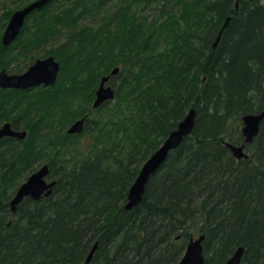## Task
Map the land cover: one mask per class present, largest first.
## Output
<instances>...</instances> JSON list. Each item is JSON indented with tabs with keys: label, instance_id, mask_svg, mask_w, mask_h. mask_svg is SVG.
<instances>
[{
	"label": "trees",
	"instance_id": "trees-1",
	"mask_svg": "<svg viewBox=\"0 0 264 264\" xmlns=\"http://www.w3.org/2000/svg\"><path fill=\"white\" fill-rule=\"evenodd\" d=\"M30 1L4 8L2 27ZM237 1L51 0L11 45L1 28L0 70L40 55L61 69L52 86L0 88V126L28 132L0 140V264H81L95 243L90 264H178L203 233L204 264L240 246L242 264H264V121L249 158L224 143H243L242 117L264 108V0ZM116 67L115 98L93 108ZM192 107L193 133L127 210L141 166ZM83 116V132L68 133ZM42 163L52 194L12 211Z\"/></svg>",
	"mask_w": 264,
	"mask_h": 264
},
{
	"label": "water",
	"instance_id": "water-1",
	"mask_svg": "<svg viewBox=\"0 0 264 264\" xmlns=\"http://www.w3.org/2000/svg\"><path fill=\"white\" fill-rule=\"evenodd\" d=\"M50 1L51 0H33L29 4L14 11L2 36V44L4 46L10 45L20 34L28 15L35 10L41 9ZM238 6L239 0L236 2L237 9ZM231 19L232 16H229L226 19L222 29L219 32V36L214 43V47L219 44L222 32L227 27ZM60 69L61 62L53 55L37 59L32 65L29 66L27 70L21 74H9L7 73L6 69H2L0 71V87L30 89L38 86H52L57 82ZM118 71L119 67H116L111 71L110 74L104 75L102 77L96 90L93 108H97L104 102L115 98L116 91L115 88L110 84V79L111 76L117 74ZM196 116L197 110L195 107H192L186 116L178 122L177 126L171 130L161 145L143 163L135 181L129 189L127 202L125 203V208L127 210L133 209L142 202L150 178L167 161L170 153L182 144L185 137L193 133L196 123ZM85 119V116L77 119L71 124L67 132L70 134L83 132L85 127ZM242 121V135L244 137V142L240 144H234L228 140L224 141V143L230 148L232 154L237 159L249 158L250 155L247 151V145L252 144L260 133L261 125L264 121V108L258 112L246 113L242 117ZM27 135V130H16L9 121L5 122L0 127V140L3 137H16L19 139H25ZM49 173V164L45 163L41 165L36 171L31 173L27 179L20 184L10 201L12 211L15 212L18 205L21 204L27 197H30L34 200H39L43 196H49L52 194L57 181L55 179H49ZM205 239L206 235L204 233L198 237H192L185 248L179 264H204ZM97 246L98 244L95 243L94 247L90 250L89 254L81 264L91 263ZM244 253L245 247H238L235 252L226 260L225 264H242Z\"/></svg>",
	"mask_w": 264,
	"mask_h": 264
},
{
	"label": "rangeland",
	"instance_id": "rangeland-1",
	"mask_svg": "<svg viewBox=\"0 0 264 264\" xmlns=\"http://www.w3.org/2000/svg\"><path fill=\"white\" fill-rule=\"evenodd\" d=\"M31 2V1H30ZM20 2H19V0H0V16H1V13L3 12V10H4V8H6V7H14L16 4L18 5ZM15 4V5H14ZM2 22H3V20H0V31H1V28H2V32L4 31V29H5V27H2ZM1 41H2V38H1ZM47 57V56H46ZM39 58H45V56L44 57H42L41 55L40 56H38L35 60H34V62L37 60V59H39ZM34 62H32L31 63V61H30V63L28 62L27 63V66H25V69H23V71H25L30 65H32ZM14 65V64H13ZM1 71V70H0ZM7 71V70H6ZM23 71H21V73L23 72ZM8 73H16L14 70H9V71H7ZM177 75H178V73H177ZM248 151V150H247ZM249 152V151H248ZM43 164V163H42ZM41 164V165H42ZM40 167V166H39Z\"/></svg>",
	"mask_w": 264,
	"mask_h": 264
},
{
	"label": "flooded vegetation",
	"instance_id": "flooded-vegetation-1",
	"mask_svg": "<svg viewBox=\"0 0 264 264\" xmlns=\"http://www.w3.org/2000/svg\"><path fill=\"white\" fill-rule=\"evenodd\" d=\"M15 40H16V39H15ZM15 40H14V41H15ZM14 41H13V42H14ZM13 42H12V43H13ZM12 43H11V44H12ZM11 44H10V45H11ZM8 46H9V45H8ZM28 68H29V67H28ZM28 68H27V69H28ZM27 69H26V70H27ZM7 71H9V70H7ZM15 72H16L17 74H21V72H17V71H15ZM23 72H24V71H23ZM23 72H22V73H23ZM7 73H8V72H7ZM9 74H13V73H9ZM58 75H59V74H58ZM99 84H100V83H99ZM98 86H99V85H98ZM43 87H44V86H43ZM0 88H1V87H0ZM97 88H98V87H97ZM96 90H97V89H96ZM95 97H96V95H95ZM93 102H94V101H93ZM97 108H98V107H97ZM85 116H86V115H85ZM83 117H84V116H83ZM81 118H82V117H81ZM85 120H86V119H85ZM5 122H8V121H5ZM5 122H4V123H5ZM9 122H10V121H9ZM4 123H2L1 126H2ZM1 126H0V127H1ZM70 126H71V125H70ZM70 126H69V127H70ZM69 127H68V128H69ZM13 128H14V127H13ZM67 130H68V129H67ZM76 134H77V133H76ZM3 138H5V137H3ZM3 138H2V139H3ZM2 139H1V140H2Z\"/></svg>",
	"mask_w": 264,
	"mask_h": 264
},
{
	"label": "bare ground",
	"instance_id": "bare-ground-1",
	"mask_svg": "<svg viewBox=\"0 0 264 264\" xmlns=\"http://www.w3.org/2000/svg\"><path fill=\"white\" fill-rule=\"evenodd\" d=\"M21 8V7H20ZM19 9V8H18ZM17 10V9H16ZM15 10V11H16ZM36 11V10H35ZM34 12V11H33ZM32 13V12H31ZM13 14V13H12ZM9 20H10V18H9ZM9 20H8V22H7V24H6V26H5V29H6V27H7V25H8V23H9ZM27 20V19H26ZM26 20H25V22H26ZM24 25H25V23H24ZM24 25H23V27H24ZM23 27H22V29H23ZM5 29H4V31H5ZM22 29H21V31H22ZM4 31H3V33H2V36H3V34H4ZM21 33V32H20ZM17 191V190H16ZM16 193V192H15ZM30 198V197H29ZM32 199V198H31ZM180 262V261H179ZM179 264V263H178Z\"/></svg>",
	"mask_w": 264,
	"mask_h": 264
}]
</instances>
